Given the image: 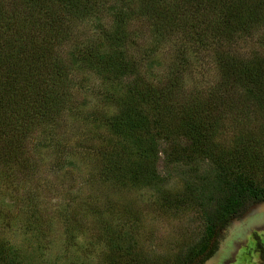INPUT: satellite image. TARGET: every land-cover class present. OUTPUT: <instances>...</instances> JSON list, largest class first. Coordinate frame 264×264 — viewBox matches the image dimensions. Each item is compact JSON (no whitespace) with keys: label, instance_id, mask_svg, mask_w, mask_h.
I'll list each match as a JSON object with an SVG mask.
<instances>
[{"label":"trees","instance_id":"trees-1","mask_svg":"<svg viewBox=\"0 0 264 264\" xmlns=\"http://www.w3.org/2000/svg\"><path fill=\"white\" fill-rule=\"evenodd\" d=\"M251 40L262 51L241 54ZM165 47L175 58L156 76ZM189 53L213 55L216 83L186 85ZM86 73L101 101L87 116L92 134L104 129L101 179L132 188L163 177L162 152L170 165L187 166L184 180L211 229L201 264L230 219L264 199L256 178L264 175V0H0L3 165H28L30 138L75 111ZM252 114L262 117L260 132ZM204 161L211 170L200 173ZM104 238L107 264H138L120 235ZM18 250L0 237V264H25Z\"/></svg>","mask_w":264,"mask_h":264},{"label":"rangeland","instance_id":"rangeland-1","mask_svg":"<svg viewBox=\"0 0 264 264\" xmlns=\"http://www.w3.org/2000/svg\"><path fill=\"white\" fill-rule=\"evenodd\" d=\"M260 49L251 40L239 51L247 56ZM189 55L186 85L216 83L219 72L213 55ZM174 58L172 48L161 49L152 72L164 74ZM85 75L89 82L77 90L75 111L30 138L28 165L0 162V201L5 209L0 237L19 249L25 264H107L110 245L105 235H120L119 244L138 264H196L200 248L210 242L211 229L182 174L187 166L170 165L162 152L158 169L163 177L132 188L104 182L96 163L104 129L92 134L94 121L87 117L101 105L98 80ZM252 116L256 122L251 126L260 132L262 117ZM198 166L200 173L211 170L207 161ZM256 178L264 185L263 174ZM235 264H262L252 240Z\"/></svg>","mask_w":264,"mask_h":264},{"label":"water","instance_id":"water-1","mask_svg":"<svg viewBox=\"0 0 264 264\" xmlns=\"http://www.w3.org/2000/svg\"><path fill=\"white\" fill-rule=\"evenodd\" d=\"M223 230L218 248L202 264H228L236 258L253 229L264 230V199L251 204L239 217L232 218Z\"/></svg>","mask_w":264,"mask_h":264},{"label":"flooded vegetation","instance_id":"flooded-vegetation-1","mask_svg":"<svg viewBox=\"0 0 264 264\" xmlns=\"http://www.w3.org/2000/svg\"><path fill=\"white\" fill-rule=\"evenodd\" d=\"M261 201V200H260ZM258 202V201H257ZM241 215V214H240ZM240 215H238V216H235V217H239ZM234 218V217H233ZM231 220V219H230ZM227 226H229L228 224L221 230V234H220V236H219V238H218V245H217V248H218V246H219V243H220V239L223 237V230L225 229V228H227ZM261 232H263L264 233V230H262L261 228H257V229H253V230H251L250 232H249V236H248V239H247V241L242 245V247L240 248V250H239V253L236 255V258L235 259H233V260H231V262L230 263H228V264H235L236 262H237V260H238V257H239V255H240V252L243 250V247L248 243V241L250 242L251 240L253 241V243L255 244V246H256V251H258L259 252V258H260V260H261V262H262V264H264V250H263V252H262V250L259 248V246L260 245H262V244H264V238H263V235H262V233ZM261 243V244H260ZM260 244V245H259ZM216 248V249H217ZM215 249V250H216ZM214 250V251H215ZM213 254V253H212ZM211 254V255H212ZM210 255V256H211ZM209 256V257H210ZM207 259V258H206ZM205 259V260H206ZM204 260V261H205ZM203 261V262H204ZM202 262V263H203ZM201 263V264H202Z\"/></svg>","mask_w":264,"mask_h":264}]
</instances>
